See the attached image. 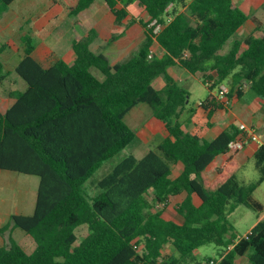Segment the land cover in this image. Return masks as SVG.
Listing matches in <instances>:
<instances>
[{"label": "trees", "instance_id": "1", "mask_svg": "<svg viewBox=\"0 0 264 264\" xmlns=\"http://www.w3.org/2000/svg\"><path fill=\"white\" fill-rule=\"evenodd\" d=\"M13 1L0 0V17ZM233 1L77 0L62 24L71 31L66 40L75 53L72 63L60 56L44 66L33 55L38 39L30 31L21 35L23 56L15 71L25 88L11 90L13 104L0 109V170L36 175L40 185L33 214H12L0 226L3 237L8 233L0 264H198L193 254L207 244L218 252L206 264H237L249 251L250 264H264V217L246 235H238L229 220L240 205L262 211L253 193L264 182V144L254 154L256 181H240L233 158L209 180L207 167L229 151L239 129L233 124L210 140L186 131L179 116L189 91L168 73L171 65L200 73L210 90L224 82L231 89L247 83L264 99V29L257 22L258 35L237 37L248 15ZM100 2L119 25L132 6L148 15L130 19L144 27L145 39L116 64L91 48L98 32L82 20ZM154 20L163 24L159 32ZM4 50L1 44L0 85L7 74ZM160 75L166 80L161 90L152 84ZM140 103L152 107L170 136L140 159L118 158L91 193L87 183L95 172L135 139L125 116ZM201 104L210 112L223 105L212 95ZM179 161L184 169L172 178V164ZM182 191L188 193L177 209L183 223L165 219L159 204ZM193 193L201 199L198 206ZM82 225L88 233L79 240ZM14 228L34 239L32 252L13 238ZM167 246L172 253L164 252Z\"/></svg>", "mask_w": 264, "mask_h": 264}, {"label": "crops", "instance_id": "2", "mask_svg": "<svg viewBox=\"0 0 264 264\" xmlns=\"http://www.w3.org/2000/svg\"><path fill=\"white\" fill-rule=\"evenodd\" d=\"M17 1L18 0L13 1L9 10L13 7V5ZM76 1L77 0H74V2L71 5H69V7L73 6L76 3ZM233 4L234 6L241 8L248 15L246 22L238 30L237 37L245 38L253 32H256V35H258L264 29L263 14L261 13L260 15L263 18L261 19L258 13L259 10L264 8V0H234ZM69 7H68V11H69ZM99 9L101 10V13L105 14V17H106V19L103 20L102 24L107 26L110 23L112 24L114 22L116 23L114 14L102 2L98 3L97 6L92 11L82 16V20L84 22H88L89 21L88 16L96 14L97 11H99ZM8 11H6L0 17V23H1L2 18ZM68 11H67L66 18L55 28L56 32L60 36L65 37V38L67 35H70V32H71L70 30L62 28V24L65 23L68 19ZM140 12H141V16H137L136 14L132 13L131 8H130V15L124 20L123 24H126V26L130 27L131 29L132 27L137 26L139 32L142 35H144V38L142 40L143 42L145 39L144 27L139 22H134L131 24L129 23L132 16L142 18L143 20L148 19V15L146 12H142V11ZM257 22L260 23V29H261V31H258V32L256 31ZM91 26L96 28L98 32V37H101V33L103 29L102 28L100 29L97 23L95 24L92 23ZM30 29L26 30L24 26L21 27V30H22L21 35L25 33L26 31H30L32 35L37 38L35 33ZM128 30H127V33L130 32ZM21 35H20V38H21ZM153 49L156 52L159 51V48L157 47V45L153 46ZM228 49L226 48L222 52H225ZM159 52L160 54L162 53L161 51ZM61 57L67 60L64 56H61ZM74 58H75V53L73 54L72 59L67 60V61L69 63H72ZM168 73L177 82H179L182 86H184L189 91L187 105L182 110L179 116V121L182 124V127L186 131L191 132V133H197L202 138L210 140V139L217 137L219 134H221L224 130H227L233 124L236 125L237 128L239 129V125L242 123H245L248 126L252 127L253 130L258 134L260 138V142L250 140L242 149H239V150L230 149L226 153L218 154L215 157V159L212 161V163L206 169V176L209 180L212 181L218 176L219 170L222 169L231 158H233L239 164V170L237 173V176L239 178V172L241 171V169L244 168L247 162H249L251 159H254L255 152L257 151L260 145L264 144V99L257 96L251 90L250 86L247 83H243L241 86H237L231 89L230 84H228L227 82H224L230 88V92L228 94V102H226L223 99H220V97H218V87L219 86L213 90H210L208 87V84L206 85L203 82L202 76L200 73L196 75L191 74L188 70H186L185 68L179 65L169 66ZM200 82L209 91L208 95L204 99H202L200 95L201 94L200 92L203 91L202 88H199V89L197 88ZM23 83H24L23 84L24 86L20 88V90H23L25 88V82L23 81ZM165 83H166V80L164 77L163 86H165ZM238 87H240L239 90L240 89L242 90V93L240 95H238V92H237ZM195 90H198V93L200 96L196 100H192L191 95L194 94ZM210 95L214 96V98L216 99L218 103L223 104L221 107L213 109L212 112H210V109L205 108L201 104V102L206 100ZM13 102H14V99L9 97L7 105L4 108L0 107V109L2 111H5L10 105L13 104ZM125 122L136 132V137L131 142L132 146H131L130 151L127 154H134L139 159L142 158L146 154L148 148H151V146L153 147L152 149H149V151L153 149H157V146L160 144V142L170 136L169 130L167 129L165 123L155 116L152 107L148 105L147 103H140L136 105L135 107H133L125 116ZM241 133L242 131L239 130V134ZM106 162H104L103 165ZM112 163L108 164L105 167V170H104L105 173L107 171H110V169L113 167ZM183 169H184V164L181 161L172 164L171 177L172 178L178 177L182 173ZM23 174L25 173H20V172L12 171V170H0V226L5 225L9 221L12 214L31 215L35 211L38 190H39V185H40V178L36 179L35 177H30L29 176L30 174H27L28 176H24ZM96 180H98V176H95L94 174V176L88 181V183H92L94 185V182H96ZM187 196H188L187 191H182L179 194L171 195L168 198L167 202L163 204V207L161 208L163 217L167 220H172L177 223H183L184 218L178 212L177 209L179 205L186 199ZM191 197L195 205L198 206L201 204V199L197 194L193 193L191 194ZM263 217H264V210L262 208V211L258 214L256 221L250 226V228L246 231L244 235L249 233L252 227L258 222V220L262 219ZM17 229L18 228H14L11 231L13 238L18 243H20L25 249L26 247L22 244V242L18 239V237H22L26 239V241L29 243V247L31 245V248L33 251L35 249L33 247L34 244L32 240L29 238V236H27L28 234H22ZM16 234H17V237L15 236ZM6 242H7V239L0 234V247L3 246ZM164 252L172 253L173 250L171 247L167 246L164 249ZM248 253L242 256H238L236 258L237 264H241V261L244 264H250L248 260ZM200 258H201L200 260L204 262V264H206L204 259L207 257L203 256ZM196 261L198 262L199 260H196Z\"/></svg>", "mask_w": 264, "mask_h": 264}, {"label": "rangeland", "instance_id": "3", "mask_svg": "<svg viewBox=\"0 0 264 264\" xmlns=\"http://www.w3.org/2000/svg\"><path fill=\"white\" fill-rule=\"evenodd\" d=\"M74 0H18L13 7L4 15L0 23V44L5 45V50L3 53V61L5 63V70L7 72L6 78L0 85V107H5L9 99V91L13 89H20L24 85L23 80L18 76L15 71V66L19 62V59L23 56V48L20 40V35L22 33L21 27H25L26 30H32L38 39L37 48L34 52V57L44 66L51 65L59 56H64L67 60H71L73 56V50L65 37L60 36L55 28L66 18L69 5H71ZM264 9V8H263ZM259 10V17L263 19L260 15L263 14L264 10ZM132 13L137 16H141V12L135 8L131 7ZM106 19L105 14L101 13V10L97 11L96 14L88 16V23H97L99 28L103 29L101 37H98L91 48L96 52H102L106 54L111 63L120 62L128 57H130L134 52L140 47L144 35H142L138 27H127L126 24L118 25L115 22L105 26L102 24L103 20ZM27 22V23H26ZM264 22V20H263ZM102 24V25H101ZM30 27V28H29ZM130 29V30H128ZM127 30L130 31L127 33ZM114 35L118 36L112 39ZM242 39V38H241ZM111 40V42H110ZM231 44V43H230ZM230 44L226 45L228 49ZM225 48V49H226ZM95 74L103 79V75L98 71L94 70ZM164 76L160 75L155 78L152 82L155 88L163 89ZM198 89L202 88L200 95L204 99L209 91L200 82L198 84ZM217 91V90H216ZM198 90H195L192 96V100H196L199 96ZM132 125V124H131ZM132 143L127 145L123 151L110 161L106 162L96 173L98 179L102 178L106 173L104 172L105 167L112 163L113 165L117 162L118 158L126 155L131 149ZM148 148L147 152L149 151ZM146 152V153H147ZM28 176L27 174H23ZM30 177H39L34 175H29ZM259 171L255 166V160L251 159L244 168L239 172V179L244 183H251L258 179ZM87 188L91 193H95L97 188L92 183H87ZM254 200L261 203L264 210V182L256 189L253 193ZM163 207V204H159V209ZM261 210H256L253 208L240 205L233 213L229 215L230 222L235 226V230L238 235H244L250 226L256 221L258 214ZM22 234H27L24 230L17 229ZM88 233V227L86 225L81 226L77 229V234L79 240L82 239ZM14 235V234H13ZM8 233H6V239H8ZM17 237V234L15 235ZM29 238L34 244L36 243L34 239L28 234ZM22 244L26 247V250L31 252V245L26 239L18 237ZM33 248V249H34ZM218 249L214 244L204 245L194 252V258L199 260L198 264H204L200 257H215L217 255ZM241 264H244L241 261Z\"/></svg>", "mask_w": 264, "mask_h": 264}, {"label": "built area", "instance_id": "4", "mask_svg": "<svg viewBox=\"0 0 264 264\" xmlns=\"http://www.w3.org/2000/svg\"><path fill=\"white\" fill-rule=\"evenodd\" d=\"M151 25L154 26L155 32H159L163 28V24H157V20H154L151 23ZM153 53L154 51H151V54ZM185 54L187 55V53ZM210 84L211 82L208 83V85ZM229 92H230V88L226 83H222L219 85L218 97H220V99H223L224 101L228 102ZM239 130L242 131V133L239 134L237 138L230 143V149L233 150L242 149L250 140L260 142V138L258 134L253 130L252 127L248 126L247 124L245 123L240 124Z\"/></svg>", "mask_w": 264, "mask_h": 264}]
</instances>
